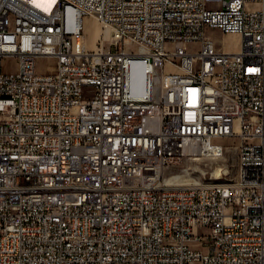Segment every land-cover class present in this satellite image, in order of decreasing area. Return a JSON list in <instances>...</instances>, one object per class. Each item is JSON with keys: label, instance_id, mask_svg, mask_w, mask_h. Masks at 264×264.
<instances>
[{"label": "built area", "instance_id": "2783aa9c", "mask_svg": "<svg viewBox=\"0 0 264 264\" xmlns=\"http://www.w3.org/2000/svg\"><path fill=\"white\" fill-rule=\"evenodd\" d=\"M0 264H264V0H0Z\"/></svg>", "mask_w": 264, "mask_h": 264}, {"label": "rangeland", "instance_id": "374dc122", "mask_svg": "<svg viewBox=\"0 0 264 264\" xmlns=\"http://www.w3.org/2000/svg\"><path fill=\"white\" fill-rule=\"evenodd\" d=\"M101 30L103 29L94 17L84 16L82 33L90 49L95 48ZM206 33L216 41L218 46L226 50H236L241 42V37L238 34H226L212 28H207ZM103 39L105 45L111 42L110 36ZM15 64L14 58H8L5 60L4 67L6 70H14ZM55 67L56 60L54 58L42 57L37 62V71L40 73L52 72ZM236 162L237 153L235 142L234 140H230L226 142V150L222 157L200 160L184 158L181 163L170 166L164 173V176L173 178L179 185H189L196 182L223 181L225 177H235L237 169ZM217 167L224 169L219 175L214 173ZM226 169L228 172L225 176Z\"/></svg>", "mask_w": 264, "mask_h": 264}, {"label": "bare ground", "instance_id": "6f19581e", "mask_svg": "<svg viewBox=\"0 0 264 264\" xmlns=\"http://www.w3.org/2000/svg\"><path fill=\"white\" fill-rule=\"evenodd\" d=\"M35 3L37 5H39L40 7H43L45 9H49L50 6L52 5V1L53 0H34ZM100 36H103L104 38L105 37H108L110 36L109 33L107 31H103L101 30V33L98 35V38ZM223 156V155H222ZM184 158H191L192 159V156H184ZM224 169L223 168H220V167H217L214 171V173L217 175H219ZM227 169L225 170V173H227ZM164 181L167 183V184H170V185H179L175 182V180L173 178H168L166 176H164Z\"/></svg>", "mask_w": 264, "mask_h": 264}]
</instances>
